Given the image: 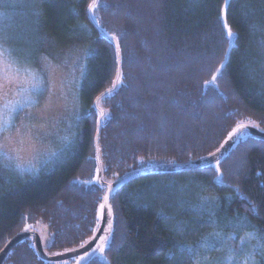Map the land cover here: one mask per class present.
Instances as JSON below:
<instances>
[{
    "label": "trees",
    "instance_id": "trees-1",
    "mask_svg": "<svg viewBox=\"0 0 264 264\" xmlns=\"http://www.w3.org/2000/svg\"><path fill=\"white\" fill-rule=\"evenodd\" d=\"M224 1H97L93 14L117 41L122 59L116 89L99 101L105 110L99 133L105 181L147 168L142 162L208 156L240 123L264 131V0H231L227 21L235 44L222 74L205 83L230 46L221 20ZM92 2L0 0V37L15 48L8 51L14 61L38 64L59 48L86 53L82 114L59 130L71 144L63 139L57 157L36 174L18 171L0 156V250L38 223L53 234L44 247L49 254L78 248L99 229L106 188L97 180L100 113L94 101L114 84L117 52L91 23ZM111 204L113 231L104 250L110 264H251L250 257L264 264V140L243 132L217 162L142 175L117 189ZM213 233L223 243L206 248ZM73 261L41 258L34 238L26 237L2 264ZM89 264L106 262L94 258Z\"/></svg>",
    "mask_w": 264,
    "mask_h": 264
},
{
    "label": "rangeland",
    "instance_id": "rangeland-1",
    "mask_svg": "<svg viewBox=\"0 0 264 264\" xmlns=\"http://www.w3.org/2000/svg\"><path fill=\"white\" fill-rule=\"evenodd\" d=\"M9 47L3 45L6 55L15 50V48L12 50ZM59 49H57L55 55L47 54L44 56L38 64L28 61L29 64L21 65L18 60L16 61L19 67L28 68L37 73L43 80L42 87L44 89L42 92L35 94L38 101L35 106L14 113L12 127L6 132H0V139L7 135L13 136V144L10 146H16L15 142L18 139L15 136L16 129L20 128L23 133H26L28 129L24 125L32 126L31 134L38 153L35 154V159L32 158L33 154L30 152L22 154L26 161L24 170L37 169L44 161L47 162L51 146L58 147L56 152L59 151L61 145H63L64 137L59 130L65 131L68 129L83 111L79 101V87L82 61L86 53L81 54V51L77 50L64 52L65 50ZM31 52L29 50L26 53L30 54ZM52 85H54V88L50 92L49 88ZM45 105H48L47 109H45ZM156 162L154 160L153 162H142L141 164H148L147 167H150L157 164ZM11 163L14 166L16 164L15 161ZM34 226L32 229L39 232L43 246L46 248L51 244L53 234L45 224L38 223Z\"/></svg>",
    "mask_w": 264,
    "mask_h": 264
},
{
    "label": "water",
    "instance_id": "water-1",
    "mask_svg": "<svg viewBox=\"0 0 264 264\" xmlns=\"http://www.w3.org/2000/svg\"><path fill=\"white\" fill-rule=\"evenodd\" d=\"M230 2L231 0H229L228 6L225 9V1H224L223 7H222V9H225V12H226L227 24H228L227 11H228ZM88 15H89V19L91 23L98 30V32L114 44L116 48V52H117V72L119 71V73L121 74V61H122L121 50L119 47V51H117V45H118L117 41L111 36L105 34V32L100 28V26L93 20L92 15L89 14V9H88ZM235 39L232 41L231 46H229L227 50V57L224 61V66L228 63L230 59V52L235 44ZM114 81L116 82L115 86L113 84V86L109 88V89H112V91H114L118 85L117 75ZM108 90L104 91L103 93L108 94L109 93ZM98 97L102 98L103 96H101L100 94ZM99 101L100 100H97V98L94 101V107L100 113L98 117V121H97V132H96V157H97V162H98L97 180L100 185H103L106 188V191L102 199V204L104 205V208L101 209V222H100L98 231L84 245L78 248H75V249H71V250L64 251L62 253H56V254H49L46 252L43 246L41 235L39 234L37 230L27 229V230L21 231L17 233L16 235H14L12 238H10L7 241V243L4 245V247L0 250V264L3 263L6 256L11 251V249L18 242H20L26 237L34 238V243H35V248L37 250V253L39 254L41 258L48 260V261H65L69 259H74L72 264H89L94 258H99L101 260H104L106 264H110L104 251L103 252H100L99 250L94 251V249H98L100 245L104 244V239H103L104 237H108V241H109V238L113 231L114 210L111 204V196L117 189L125 186L130 181L142 175H145V174L154 173L158 171L181 172V171H187V170H196L206 165L217 162L231 150V148L234 146L237 139L243 132H249L250 135L264 140V131L258 129L257 127L253 125L244 124L246 125L244 129L239 130L237 133H234L231 137L228 136L224 144L218 150H216L215 152H213L212 154L208 156L195 159V160L181 162V163L159 164V165H155V166H151V167H147L143 169H138V170L129 172L127 174H124L123 176L119 177L118 179L112 182H107L103 179V169H102V164H101L100 155H99V133L101 129L102 119L105 116V110L99 105ZM101 112H103L104 115H101ZM105 196H107V201H105L104 199Z\"/></svg>",
    "mask_w": 264,
    "mask_h": 264
},
{
    "label": "snow or ice",
    "instance_id": "snow-or-ice-1",
    "mask_svg": "<svg viewBox=\"0 0 264 264\" xmlns=\"http://www.w3.org/2000/svg\"><path fill=\"white\" fill-rule=\"evenodd\" d=\"M229 0H225V9L228 6ZM107 7V5H104ZM89 14L92 15L93 20L99 24V21L96 20L95 15L93 14V10L98 7L97 0H93L92 3L89 4ZM225 9L221 10V20L223 23V27L225 28L226 38L229 40V44L231 46L232 41L236 38V34L232 31L230 26L226 22V12ZM108 35L107 33H105ZM3 38L0 37V132L8 131L13 125V116L14 113L18 111H22L24 108H31L35 106L38 101L36 99V93L42 92L44 89L42 87L43 80L38 76L37 73L31 71L28 68H21L18 66L17 62L10 59V54L6 55V50L3 48L2 44ZM117 51H119V45H117ZM227 57V53L225 54ZM224 62H221V66L216 69V73L213 74L211 81H205L206 84L214 83L218 78V75L222 74ZM12 73V74H10ZM120 73L117 72V81L120 79ZM81 76H83V67H81ZM114 81V86H115ZM54 88V85L49 88L51 92ZM112 89H109L110 93ZM106 95V93H102L101 96ZM101 97H97V100H100ZM47 109L48 105L44 106ZM30 115V113H29ZM101 115H104L101 112ZM251 123V121L249 122ZM28 131L23 133L20 128L16 129L15 136L18 138L16 140V146H10L13 144V136L7 135L0 139V156L9 163L15 161V167L18 171L23 172L26 161L23 157V153L30 152L33 154L32 158L35 159V154L38 153V149H36L35 144L33 143V138L31 134L30 125H24ZM246 127L243 123L237 124L236 128L232 130V133H229V137H231L234 133H237L239 130H242ZM65 145L71 144V137H64ZM58 152L53 151L48 153V158H56ZM34 174L38 172L36 169H32ZM105 201H107V196L104 197ZM101 209L104 208V205L101 204ZM110 211V209H109ZM250 236L253 234H249ZM214 237L210 242H207L204 246L209 249H214L219 247L223 243L224 237H221L219 233H213ZM215 237H220L216 239ZM104 244L100 245L98 249H94V251L99 250L100 252L104 251L105 245L108 244V237H104ZM191 251V249H189ZM251 264H256V261L253 257H250ZM196 264H200L199 261ZM244 264H249V260H245Z\"/></svg>",
    "mask_w": 264,
    "mask_h": 264
}]
</instances>
